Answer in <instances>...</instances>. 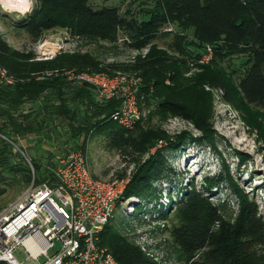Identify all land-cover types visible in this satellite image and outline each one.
Instances as JSON below:
<instances>
[{"label": "trees", "instance_id": "obj_1", "mask_svg": "<svg viewBox=\"0 0 264 264\" xmlns=\"http://www.w3.org/2000/svg\"><path fill=\"white\" fill-rule=\"evenodd\" d=\"M93 1L107 0H35L32 13L16 27L24 30L34 41L46 32L61 29L77 38L111 43L116 41L120 31H124L130 38V48H149L146 57L137 60L134 70L143 77L144 91L152 87L151 96H159L155 115L160 119L190 121L209 141L214 131L210 98L203 90L204 85L224 92L225 102L238 110L241 104L264 105V0H156V7L149 13V18L140 23L121 15L117 7L94 9L90 5ZM169 25L177 26L182 32H192V40L188 44L186 36L177 33L166 48L169 52L186 56L187 45L196 50L202 48V51L207 45L212 48L211 66H206L192 85L182 77V66L171 60L167 52L153 45L159 29ZM201 53H196L195 58ZM234 55H245L248 63V69L237 84L227 78L217 65ZM0 65L18 79L13 85L0 84V119H3L0 126V163L3 164L5 155L14 149L9 136L37 132L41 126L38 118L45 121L49 115L63 116L73 135L83 134L88 138L94 132L104 133L110 136V146L136 156L132 161L138 162L140 157L149 154L143 163L138 162L123 198L153 194L149 190L151 183L167 174L163 151L178 149L182 137L168 141L169 136L162 129L151 126L150 120L139 119L131 129L122 128L112 121L110 116L118 109L119 100L111 99L99 104L93 88L69 81L65 75L71 70L101 72L91 55L60 54L48 60H36L32 51L12 49L0 36ZM171 69L176 70L174 77L170 75L172 85H165V74ZM69 88L73 90L70 97L72 106L64 98ZM52 97L57 99V104L51 108L41 104L40 101ZM32 104H37L36 111L29 114L21 112L24 106ZM82 109L85 114L75 124L78 111ZM163 141L168 142L165 148L151 154V150ZM85 146L86 143L80 147L84 152ZM17 151L21 158L19 153L23 150ZM30 162L26 168H12L23 171L26 182L31 181L30 166L34 174L40 170L39 164ZM48 177H51V172L39 177L38 184ZM220 181V177L207 180L209 186ZM228 181L237 189L229 177ZM2 193L0 190V195ZM185 195L178 207L179 223L173 226L171 236L188 264H264V222L243 193L238 192L241 203L232 222H224L218 210L195 191ZM216 223L220 225L214 231ZM100 243L107 247L117 264H157L128 238L116 232L110 223L100 233Z\"/></svg>", "mask_w": 264, "mask_h": 264}, {"label": "rangeland", "instance_id": "obj_2", "mask_svg": "<svg viewBox=\"0 0 264 264\" xmlns=\"http://www.w3.org/2000/svg\"><path fill=\"white\" fill-rule=\"evenodd\" d=\"M24 1L28 3V11L20 13L4 9L0 3V36L12 49L32 51L35 58L40 57L42 52L51 50L55 53L54 57L60 54L86 53L98 62L101 72L108 74L120 72L126 76L140 78L138 91L144 96V101L139 104L140 119L150 120L151 126L162 129L169 136L168 141L182 137V144L178 149L163 151L167 162V174L151 183L149 190L153 194L138 199L133 197L135 201H130L131 203L125 200L123 206L116 208L110 222L116 232L132 243L138 235L146 236L166 264H188L171 236L173 226L179 223L178 207L188 192L195 191L206 199L218 210L224 222L234 220L241 203L238 192L243 193L264 222V105L256 107L241 104L238 110L225 102L224 92L204 85L203 90L210 98L211 123L214 131L211 141L204 139L190 121L181 118L160 119L155 115L159 96L154 94V98L151 96L152 87L144 91L143 77L139 71L134 70L137 60L144 59L149 48L140 50L130 48V38L124 31H120L116 41L111 43L77 38L61 29L46 32L40 39L34 41L24 30L16 27L32 13L35 3V0ZM90 5L94 9L117 7L121 15L140 23L149 18V13L156 7V0L93 1ZM177 33L186 36L187 44L192 40L190 30L182 32L177 26L169 25L159 29L153 45L167 52L171 60L182 66V77L192 85L196 76L211 66L213 57L208 61L201 60L205 49L196 50L188 45L186 56L169 52L166 48L173 42ZM44 44L42 49L41 46ZM198 52L202 53L195 58ZM217 65L235 84L248 69L245 55L227 57ZM174 72L175 69L166 72L165 85H172L170 75L174 77ZM72 91L70 88L67 89L64 96L69 106L73 105L70 100ZM40 102L51 108L57 104V99L52 97ZM98 102L104 103L99 99ZM84 114L83 109L78 111L75 124L79 123ZM49 116L45 121L37 119L41 122L40 130L37 132L19 136L17 140L11 138L14 149L5 155L6 161L0 163L2 175L0 190L3 192L0 195V215L35 187L39 177L42 178L52 171L58 156L79 150L85 143L91 173L104 180L128 174L132 176L138 162L143 163L149 157L147 154L140 157L138 162L132 161V157L136 156L124 154L118 148L110 146V136L100 132H94L88 138L83 134L73 135V130L63 116ZM167 143L163 141L160 145L157 144L151 154L157 149L165 148ZM16 147L24 152L23 155L19 153L21 158ZM30 160L39 164L40 170L34 174L35 176L31 172V181L26 182L24 172L12 168H26L31 163ZM218 177L222 181L215 186H209L207 180ZM228 177L237 189L228 181ZM133 208L135 210L132 215ZM219 225L216 223L213 230L216 231ZM14 257L21 264H34L25 259L22 249H18Z\"/></svg>", "mask_w": 264, "mask_h": 264}, {"label": "built area", "instance_id": "obj_3", "mask_svg": "<svg viewBox=\"0 0 264 264\" xmlns=\"http://www.w3.org/2000/svg\"><path fill=\"white\" fill-rule=\"evenodd\" d=\"M212 54L207 45L201 60H210ZM54 55L53 50L42 52L36 60H48ZM65 73L69 81L93 88L100 101L119 100L110 119L122 128L131 129L140 119L139 104L144 101L138 91L140 78L120 72ZM17 81L0 65V84L13 85ZM31 172L34 175L32 166ZM130 179V174L107 180L95 177L82 150L58 156L51 177L0 215V262L21 264L14 253L22 249L25 259L34 264H117L107 247L101 245L100 233L118 206H123L125 200L135 201L133 197L123 198ZM134 244L155 263L166 264L146 236L138 235Z\"/></svg>", "mask_w": 264, "mask_h": 264}, {"label": "bare ground", "instance_id": "obj_4", "mask_svg": "<svg viewBox=\"0 0 264 264\" xmlns=\"http://www.w3.org/2000/svg\"><path fill=\"white\" fill-rule=\"evenodd\" d=\"M13 1L11 0H0V3L2 6L6 9L16 10L15 8H18L21 12L28 11V3L24 0H16L15 3H11Z\"/></svg>", "mask_w": 264, "mask_h": 264}, {"label": "crops", "instance_id": "obj_5", "mask_svg": "<svg viewBox=\"0 0 264 264\" xmlns=\"http://www.w3.org/2000/svg\"><path fill=\"white\" fill-rule=\"evenodd\" d=\"M3 7V6H2ZM4 8V7H3ZM4 9H6V8H4ZM16 10H13V11H16V12H21L18 8H15ZM7 10H9V9H7ZM11 10V9H10ZM37 110V104H32V105H26V106H24L23 108H22V111L21 112H23V113H30V112H33V111H36ZM2 121H3V119H0V126H1V123H2ZM18 137L19 136H16V135H14V134H12V136H10V138H12V139H18ZM17 149H19L20 150V148H18V147H16ZM22 153L24 154V152L22 151Z\"/></svg>", "mask_w": 264, "mask_h": 264}]
</instances>
